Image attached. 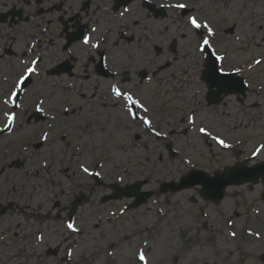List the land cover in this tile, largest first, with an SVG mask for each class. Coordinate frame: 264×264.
<instances>
[{
    "label": "rangeland",
    "instance_id": "1",
    "mask_svg": "<svg viewBox=\"0 0 264 264\" xmlns=\"http://www.w3.org/2000/svg\"><path fill=\"white\" fill-rule=\"evenodd\" d=\"M79 1H70L75 11ZM105 1L108 5V0ZM242 6L241 2L220 0L199 3V16L208 17L217 32L218 51L228 57L225 68L264 57V4L259 9L241 10ZM135 8L138 9V4ZM148 13L145 10L143 20L145 52L131 51L133 67L125 65V60L118 64L136 72L146 69L151 79L140 85L133 75L128 82H119L122 90L135 92L147 103L149 118L161 126L156 132L168 136L179 157L170 158L165 142L158 141L143 124L131 121L122 106H116V98L109 93V86L115 82L52 78L46 74L45 60L41 74L23 100L18 127L11 136L14 141L0 148L1 163L21 157L33 164L22 170L20 175L24 178L16 187L17 195H23L18 201L24 212L0 217V264H137L134 254L141 249L148 257L147 264H173L178 256L180 264H264L260 259L264 254L263 185L255 186L253 191L248 186L231 187L219 206L203 201L197 188L177 194H158L162 183L179 181L192 169L214 173L232 165L240 154L251 155L255 146L264 142V114H260L264 106L245 109L232 98L226 105L208 109L207 88L201 80L204 61L195 53L199 38H183L185 19H178V13L171 11L167 18L159 19ZM237 23L239 27L233 35L223 33ZM166 27H170L171 32L166 33L164 40H158V32ZM173 40L178 42L175 51L170 50ZM154 42L163 46L165 56L156 51ZM28 46V41H22L19 52L28 50ZM190 51L192 55L189 56ZM32 57L30 55V59ZM166 59H172L171 67L160 71ZM6 61L0 62V106L9 99L17 80L6 77L15 79L13 73L19 76L25 67L21 60H14L16 72H12L13 67ZM186 69L191 75H186ZM257 71L261 72L257 78H262L264 64ZM254 97L257 103H264L261 98ZM41 99L45 100L44 107L49 114L59 115L58 120L50 122L51 127L27 124ZM65 108L69 113L64 112ZM193 108L198 109L197 125L208 126L214 135L227 139L233 148L221 149L188 125L185 117ZM257 121L261 124L255 125V129ZM4 122L5 118L0 125ZM44 131L50 133L49 140L42 149L35 150L36 144H32L39 143ZM64 134L68 141L61 140ZM45 159L49 164L46 170L42 167ZM186 159L192 160V167L184 164ZM81 163L93 172L100 171V179L107 184H115L127 169L121 186L145 180L147 185L143 190L155 195L144 207L132 211L125 209L121 215L120 210L132 201L124 199L102 205V197L110 191L95 187L92 177L80 171ZM101 164L104 165L102 169L98 167ZM80 194L91 196L90 203L84 204L74 219L82 235L66 227L69 210ZM6 196L5 193L3 197ZM191 198L197 202L192 203ZM112 212L117 215L111 217ZM110 220L114 223H109ZM99 221L102 223L97 229L95 224ZM245 229L259 233V238L246 235ZM231 231L237 232L236 239L228 235ZM41 234L43 242L36 239ZM126 236L130 239L125 240ZM113 242H122L113 253L117 259L107 252ZM70 250L73 254L68 257Z\"/></svg>",
    "mask_w": 264,
    "mask_h": 264
},
{
    "label": "flooded vegetation",
    "instance_id": "2",
    "mask_svg": "<svg viewBox=\"0 0 264 264\" xmlns=\"http://www.w3.org/2000/svg\"><path fill=\"white\" fill-rule=\"evenodd\" d=\"M70 1L73 0H0V62L7 60L6 62H9L10 66L13 67L10 69L13 72L16 67V64L13 63L14 60H21V63L25 66L24 62L30 63L31 60L40 57L42 62L37 65L38 72H42L41 65L46 60L45 71L52 78L67 77L71 80L78 79L85 82H102L106 80L126 83L135 75L140 80L139 72L141 70L136 72L133 68L127 69L119 65L118 62L125 60V65L133 67V53L131 51L142 50L145 52L143 50V44L145 45L143 36V32H145V23L143 21L145 20V10L154 19L167 18L168 13L171 11L179 14L177 16L178 19H186L184 14L179 10L173 11L172 9L165 8V10L160 11L161 7H157L160 6L157 2L162 5L168 4L166 0H150L155 9L147 8L145 2L149 0H108V5L105 0H80L77 11L74 10L73 6H70ZM200 1L181 0L179 2L188 5V8L184 11L200 17L198 13ZM220 1L225 3V0ZM234 2H241L243 4L241 10H248L249 8L259 9V6L264 4V0H227V3ZM136 4H138V9L135 8ZM125 7L131 9V12L126 13L125 17L121 18L119 13ZM136 15L139 16L138 19L141 21L139 27H135L131 23L132 18ZM256 15L254 14V16ZM200 18L208 19V17L204 16ZM233 27L235 28L234 32H236V26L234 25ZM92 28H95L97 31L91 33ZM81 33L91 34L93 42L97 40L100 42V48H90L83 45L78 39H71L73 35L78 36ZM141 40H143V43H141ZM22 41L29 42L28 50L19 52ZM32 45H35V47L32 48ZM67 49H70V51ZM30 55L33 56L31 59ZM48 62H52V64H48ZM227 63L231 66V61L229 62L228 60ZM249 64L251 63L237 65L243 69L240 76L246 80L249 86L245 96L225 98L222 106L226 105L227 101L233 98V101L241 108L253 110L259 107L263 108L260 102H256L254 96L259 99L264 98V73L262 78H257V75L261 76V72L258 73L257 71L259 67L249 69ZM231 70L232 68H229L227 71ZM113 73L116 74L115 79H113ZM126 73H130V75L126 77ZM13 76L16 78H6L16 80L19 77L14 73ZM38 76H33L31 78L32 81ZM13 89L11 88V91ZM247 105H249L248 108L246 107ZM214 108L217 107L209 109L213 110ZM5 109L9 110V112L16 111L18 118H20L22 108L16 109L14 106L11 108L6 106L5 108L4 105L0 106V123L3 121V111ZM34 113L38 112L34 111L31 116ZM41 114V116H34V120L32 121L34 127L47 126L52 121V117L49 116L46 110ZM29 118L27 119V124L33 126L29 122ZM134 122L137 124L142 123L141 121ZM4 123L0 125V128L4 126ZM17 127L18 122H16V126L12 131L0 133V148L9 145V141L13 138L11 136L15 134ZM35 150H37L36 146ZM250 158L251 156L239 155V158L232 165L249 161ZM263 160L264 158L262 157L253 158L251 162L247 163H249V166H253L255 163ZM32 166V162L30 163L21 157L14 158L13 160L8 159L5 163H1L0 161V172L3 171L0 175V184L2 183L0 185V205L7 206L14 203L13 210L9 213L16 212L22 214L24 212L18 201L23 195H17L16 187L22 182L21 178H24L23 175H20L23 173L22 170ZM5 169L6 171H4ZM36 172L39 171L36 170ZM38 174L35 175L38 176ZM5 193L7 196L4 198L3 195Z\"/></svg>",
    "mask_w": 264,
    "mask_h": 264
},
{
    "label": "snow or ice",
    "instance_id": "3",
    "mask_svg": "<svg viewBox=\"0 0 264 264\" xmlns=\"http://www.w3.org/2000/svg\"><path fill=\"white\" fill-rule=\"evenodd\" d=\"M225 3H227V0H225ZM164 8H170L174 10H180L184 16L185 19V29L182 32V36L185 40H189L191 37H198L195 44V53L203 59L204 61V70L202 74V78L206 81V83L209 86V96L207 97L209 101V106H211L213 103L216 102V100L220 97V93H235L239 90L241 81L234 79L233 77L240 75V73L243 71L242 68L238 66H233L231 71L225 70L224 62L228 59V57L225 54H222V51H218V48H220V44L216 41L217 32L212 26L211 22L207 18H200L195 14H190L184 10L188 8V5L183 2H175V3H168L162 5ZM131 9L128 7H125L122 12L119 13V16L121 18L125 17L126 13H130ZM131 23L135 27H139L141 24V21L138 18L133 17L131 20ZM236 27H239V24L237 23L235 25ZM147 27V26H146ZM150 30V29H148ZM264 30V28H262ZM97 30L95 28L91 29V33H95ZM171 32L170 27H166L165 29H162L158 32V40H164L166 33ZM126 35V34H125ZM73 40H80V42L85 45L89 46L90 48H100V42L97 40L96 42H93V37L91 34H84L81 33L80 35H73ZM239 39V37H237ZM141 43H143V40H141ZM156 49V51L160 54V56H165V49L163 46L158 43L154 42L153 45ZM32 48L35 47V45L31 46ZM70 51V49H67ZM172 50L175 51V44L172 45ZM188 55H192V52L190 51ZM187 59V57H185ZM178 59V58H176ZM41 58L37 57L36 59H33L29 62H24L25 67L22 71V73L17 78L14 89L10 93L9 99H5L3 101V104L7 106L9 102L16 108L19 109L21 107V104L18 103L19 96L23 94L25 91L28 90L29 84L32 83V77L38 74L37 65L41 63ZM172 59H166L161 64L160 71L164 70V67H171ZM264 64V60L261 59H255L251 64L248 65L249 69H252L253 67L261 66ZM106 67V64H105ZM186 75H191V72H189L187 69L185 70ZM142 75L146 73H141ZM159 75V72L156 73ZM126 77L130 75V73L125 74ZM116 78V74L113 73V79ZM151 79V78H149ZM109 93L111 96L116 98V106L123 108V111L127 114L128 117L132 121H141L143 125H145L148 129L152 130L154 135L161 136L160 132H156L155 129H153V121L149 118V112L150 108L147 106V103L143 101L141 98H139L135 92L125 89L122 90L120 86V82L117 81L109 86ZM87 99V96L84 97ZM45 100L41 99L39 100L35 105V111L38 113H44L45 112ZM258 106V105H257ZM69 109L65 108L64 112L67 114L69 113ZM143 113V115H141ZM3 116L5 118V123L2 128H0V133L12 131L15 126L18 119L16 111L9 112L8 110L3 111ZM52 119L54 120L55 117L53 116ZM197 119H198V109L193 108L191 112L186 115L185 120L187 121V124L192 126V128L195 129V131L210 139L211 141H214L216 145H219L221 149H231L233 148V145L227 141V139L222 138L221 135L216 134L214 135L213 132L209 129L208 126L204 125H197ZM89 129L91 128V125L87 126ZM21 128H23V125H21ZM191 130V129H189ZM50 133L45 131L41 135V142L36 145L37 148L43 147L45 143L49 140ZM61 140L68 141L67 134H64L61 137ZM68 147L71 148L72 144L71 142L68 143ZM25 151H27L25 149ZM76 152L79 153L80 149L77 148ZM264 154V142L259 143L258 146H256L253 151L251 152V158L249 159V162H251V159L253 158H259L261 155ZM163 159V157H161ZM184 164L192 167L193 163L191 159L184 160ZM43 169H48L49 164L47 159H45L42 163ZM99 168H103L104 165H98ZM80 171L84 174H86L89 177H101L100 171H91L89 167L85 166L84 163H81L79 165ZM6 171V169L4 170ZM2 174V173H0ZM127 174V169H125V174H121L118 176L117 181L114 186L117 187V191L121 195H126L129 197H136L139 198V188L140 185L137 184L135 188H125L120 189L119 185L123 184L125 181V175ZM186 181L192 184L196 185H202L203 188V194L209 198H217L219 194L224 189V184L227 183L222 177L218 179H210L208 177H199L198 173H193L191 176L185 177ZM128 206L125 205L124 208L120 210L121 215H123L124 210L127 209ZM130 210V209H129ZM111 217H115L117 214L115 212H112L109 214ZM102 221H99L95 224V228L99 229L100 224ZM109 223H114V221H109ZM231 225V221H229V226ZM67 229L70 230L72 233H79L83 234L81 229L76 226V222L70 220L67 225ZM245 233L248 236L255 235L257 238H259V233H252L250 229H245ZM19 235V233H17ZM228 235L236 239L237 238V232L231 231L228 233ZM38 241L43 242L44 236L43 234L36 237ZM125 240L130 239V237L126 236L124 238ZM122 242H113L110 244L109 248L107 249L108 255L111 256L115 250L121 246ZM72 251L70 250L67 255L68 257L72 256ZM138 259L139 261H143L144 264H147L146 256L143 252V250H139L138 252ZM177 264L179 261V256L176 258ZM261 260H264V256L260 257Z\"/></svg>",
    "mask_w": 264,
    "mask_h": 264
},
{
    "label": "water",
    "instance_id": "4",
    "mask_svg": "<svg viewBox=\"0 0 264 264\" xmlns=\"http://www.w3.org/2000/svg\"><path fill=\"white\" fill-rule=\"evenodd\" d=\"M145 76H146V74H145ZM235 93H237V92H235ZM230 94H233V93H228V94H225V95L228 96ZM221 95H222V93H220V96ZM219 101H221L220 100V97L216 100L215 104L219 103ZM171 147H172V145H170L168 147V149L171 150ZM172 154L175 156V153L174 152H172ZM194 172L195 173H198L199 174V177H201V178H203V177L210 178L207 174H205L202 171H193V172L189 173L188 175L184 176L181 179L180 183L171 182V183H165V184H163L162 189H161V192L162 193H167L170 190L173 193H177V192H180V191H182L184 189L192 188V187H195V186H202V185L192 184V183H189L188 181H186L185 177L191 176ZM221 177L225 181H227V183L224 184V189L219 194V196L217 198H209V197H207V196H205L203 194V188H202L201 189V195L204 198H207V199H210V200L215 201L216 203H219L223 199V197H224V190L228 186H230V185H243V184L248 183V182L257 183L259 177H261L263 179V182H264V164L259 165V166L255 167V168H252V169H246V168H244L242 166H238V167H235V168H229L224 173H221V174L218 173V174L215 175V177L210 178V179H218V178H221ZM137 184L140 185V188H141V185H143L141 183H137ZM137 184H135L133 186H127L125 188H135V186ZM111 188L114 189L115 193H114V195L106 198L104 200L105 202L106 201H109L111 199H114V200H116V199H122L123 197L126 196V195L119 194L118 191H117V187L116 186H111ZM140 188H139L140 197L139 198L134 197V198H136V202L134 203L133 208H137L140 205L146 203L147 200L152 197V193H141L140 192ZM126 197L131 198L129 196H126ZM76 207L77 206H75V209H76Z\"/></svg>",
    "mask_w": 264,
    "mask_h": 264
}]
</instances>
